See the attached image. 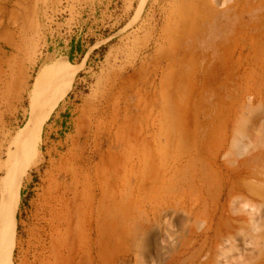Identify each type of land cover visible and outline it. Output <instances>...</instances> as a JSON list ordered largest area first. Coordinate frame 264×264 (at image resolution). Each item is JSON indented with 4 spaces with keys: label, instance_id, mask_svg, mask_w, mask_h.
<instances>
[{
    "label": "rangeland",
    "instance_id": "obj_1",
    "mask_svg": "<svg viewBox=\"0 0 264 264\" xmlns=\"http://www.w3.org/2000/svg\"><path fill=\"white\" fill-rule=\"evenodd\" d=\"M10 208V264H264V0H0Z\"/></svg>",
    "mask_w": 264,
    "mask_h": 264
},
{
    "label": "bare ground",
    "instance_id": "obj_2",
    "mask_svg": "<svg viewBox=\"0 0 264 264\" xmlns=\"http://www.w3.org/2000/svg\"><path fill=\"white\" fill-rule=\"evenodd\" d=\"M47 70L48 69H45L40 72L35 84L37 90L39 89L40 86H42V80ZM73 77L74 74H71L69 78L67 77L65 80L61 81L59 84H56L51 89L52 92L50 91L51 92L50 99L44 104L43 109L39 116L40 125H38L39 127H37V129L39 128L37 131L38 138H37V142L34 143L33 145L36 151L39 149V136L41 132V127L54 108V102L57 97V87L58 86L63 87L69 85V83L72 82ZM8 212L9 215L6 217H3L0 212V264H10V257L14 246L15 224H14L13 208H10Z\"/></svg>",
    "mask_w": 264,
    "mask_h": 264
},
{
    "label": "crops",
    "instance_id": "obj_3",
    "mask_svg": "<svg viewBox=\"0 0 264 264\" xmlns=\"http://www.w3.org/2000/svg\"><path fill=\"white\" fill-rule=\"evenodd\" d=\"M25 1H27V3H24ZM21 5L30 8V5H35V0H21ZM69 53H71L72 56L82 54V50L78 46V43L75 42V44L71 46Z\"/></svg>",
    "mask_w": 264,
    "mask_h": 264
}]
</instances>
